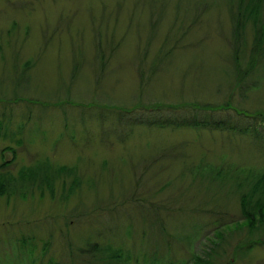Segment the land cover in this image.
I'll return each instance as SVG.
<instances>
[{"label":"rangeland","instance_id":"374dc122","mask_svg":"<svg viewBox=\"0 0 264 264\" xmlns=\"http://www.w3.org/2000/svg\"><path fill=\"white\" fill-rule=\"evenodd\" d=\"M234 12L237 0H0V166L12 147L2 169L49 158L82 181L67 200L61 181L54 196L0 197V264H84L88 239L131 264L213 250L211 264H264V227L237 230L235 182L191 171L264 170V121L252 118L264 112V62L238 81L249 58L236 64ZM191 103L222 105L256 131L148 123L160 105L177 106L163 108L175 118Z\"/></svg>","mask_w":264,"mask_h":264},{"label":"trees","instance_id":"16d2710c","mask_svg":"<svg viewBox=\"0 0 264 264\" xmlns=\"http://www.w3.org/2000/svg\"><path fill=\"white\" fill-rule=\"evenodd\" d=\"M233 14H235L233 17V45L237 60L236 64L241 63V55L245 57L246 54L249 58L245 69L240 66L237 70L238 81L244 83L246 77L257 70L259 65L264 62V0H237V12ZM249 24L254 26L255 37L251 48H247L245 38L246 28ZM164 107L178 110V107L174 105H170V107L160 105L158 110L154 112L155 116L148 123L157 124L158 127H168L171 125L177 128L226 129L241 133L250 130L256 131L252 124H245L240 118L231 114H228L227 118H223L224 107L222 105L191 103L186 105L185 111H180L179 116L175 118H169V116L164 115ZM226 108L227 110L231 109L230 104H226ZM153 109L155 110L156 108ZM239 113L245 115L243 111ZM254 114V117H252L254 120H257L255 118H259L264 121V112L258 111ZM2 129L4 127L2 122H0V136H6L7 130L3 134ZM23 129L24 124H19L17 131L22 132ZM7 148L8 150H12L13 158L9 161H4L0 166V197L19 196L25 198L37 191L41 193L49 191L54 196L56 185L61 181L65 190L63 197L67 200L81 187L82 181L77 165L58 164L52 162L49 158L39 159L30 165H24L18 170L17 174L11 173L9 169H2V167L10 166L17 156L14 148ZM188 168H191V166ZM191 169L195 176L203 179L235 182V186L239 188V192L241 193V211L244 217V220L240 222L242 224H240L237 230H243L244 224L254 229L255 225L257 226V221L260 226L264 227V170L254 168H241L238 171H233L232 169L225 170L219 166L205 162H200ZM68 180L69 184L67 185ZM238 250L246 251L248 247L246 245L241 249L238 247ZM76 251L80 252L84 264H99L100 262L105 264H131L128 256L125 257L126 251L122 247H116L110 241L88 239L86 240L85 247L78 248ZM76 251L72 252L75 253ZM213 251L207 252L206 255L195 253L191 261L183 264H211L210 259L218 250ZM87 254L88 257L85 258L84 255Z\"/></svg>","mask_w":264,"mask_h":264}]
</instances>
